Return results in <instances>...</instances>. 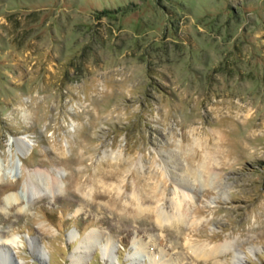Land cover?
I'll return each mask as SVG.
<instances>
[{
	"label": "rangeland",
	"instance_id": "obj_1",
	"mask_svg": "<svg viewBox=\"0 0 264 264\" xmlns=\"http://www.w3.org/2000/svg\"><path fill=\"white\" fill-rule=\"evenodd\" d=\"M172 199L185 217L160 224ZM2 245L0 264H264V0H0Z\"/></svg>",
	"mask_w": 264,
	"mask_h": 264
},
{
	"label": "bare ground",
	"instance_id": "obj_2",
	"mask_svg": "<svg viewBox=\"0 0 264 264\" xmlns=\"http://www.w3.org/2000/svg\"><path fill=\"white\" fill-rule=\"evenodd\" d=\"M203 170L207 171V167L203 166ZM30 177L32 178L34 175H38L39 177H43L45 178V182H43L44 184H48L51 186V188L49 190H54L57 189L58 185H59V180L56 177L51 176L48 172L46 171H36V172H29ZM209 179V177H208ZM208 179H206L204 181V184L207 182L208 183ZM49 180V181H48ZM44 181V180H43ZM46 181L48 183H46ZM29 188H31V191H33L34 193L36 191H40L39 190V186L37 184V181L34 179H30V182L28 183ZM30 191V192H31ZM37 194V193H35ZM21 200V198H19L18 192H10L8 194L5 195L4 197V201L5 203H11L12 201H19ZM170 206L172 211L168 212L164 209H158L156 210V215H157V220L160 224H163L164 222H168V221H173V220H179L185 217V210L184 207L181 204L180 199H178V201L176 199H172L170 201ZM100 235L98 233H96V231H90L89 233L86 234V236L84 237V239L82 240V243L80 244V246L77 248L79 250L85 249V251H87L90 247H94L97 246L98 241L100 239ZM110 238L108 239V241L102 246L100 245V249L102 250L103 254L108 255V248L110 245ZM140 247L142 249L141 243L138 242H133V249L135 250L134 254H139L140 251ZM229 248V242L226 243H219V244H214V245H209V244H202V245H193V247H190L191 251L193 253H195L197 256L199 257H208V256H215L217 254L222 253L225 249ZM2 250H5V253L1 252ZM84 251V250H83ZM0 253L3 255V258L8 259V254L6 252V249L3 247V245L0 247ZM133 254V255H134ZM149 258V264H161L160 262V258L153 256V255H148ZM135 257V256H134ZM134 257L131 255V259L133 260ZM238 261V260H237ZM73 262H75L76 264H80L81 262V255L80 254H73ZM163 264H170V263H163ZM237 264H239V261L237 262Z\"/></svg>",
	"mask_w": 264,
	"mask_h": 264
}]
</instances>
